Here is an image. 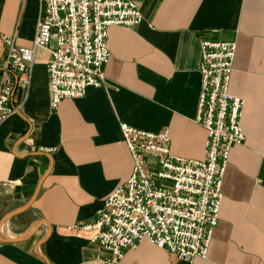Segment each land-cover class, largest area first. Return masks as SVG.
Here are the masks:
<instances>
[{"label": "crops", "instance_id": "0c3cea01", "mask_svg": "<svg viewBox=\"0 0 264 264\" xmlns=\"http://www.w3.org/2000/svg\"><path fill=\"white\" fill-rule=\"evenodd\" d=\"M143 18L112 25L102 85L50 104L49 53L36 50L20 104L0 124V264H108L110 251L67 227L91 221L133 172L120 123L169 130L174 154L201 159L206 130L196 121L201 40L238 43L230 91L245 103L246 139L235 144L207 257L178 258L149 237L117 264H264V0H135ZM39 0H0L4 36L31 46Z\"/></svg>", "mask_w": 264, "mask_h": 264}, {"label": "built area", "instance_id": "2783aa9c", "mask_svg": "<svg viewBox=\"0 0 264 264\" xmlns=\"http://www.w3.org/2000/svg\"><path fill=\"white\" fill-rule=\"evenodd\" d=\"M36 33L31 46L4 36L0 65V124L19 109L17 86L30 82L36 50L49 53L50 104L83 96L104 83L110 58L112 25L133 27L143 14L135 0H39ZM238 43L201 40L198 69L202 76L196 121L204 126L206 151L196 159L174 154L169 130L150 131L120 123L132 153L131 175L104 199L95 217L67 228L110 251L117 264L126 250L149 237L178 258L207 257L223 201V179L231 150L243 143L244 99L230 91Z\"/></svg>", "mask_w": 264, "mask_h": 264}]
</instances>
